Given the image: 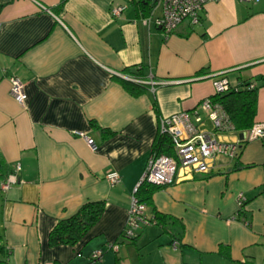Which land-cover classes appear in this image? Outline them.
<instances>
[{"label": "crops", "instance_id": "1", "mask_svg": "<svg viewBox=\"0 0 264 264\" xmlns=\"http://www.w3.org/2000/svg\"><path fill=\"white\" fill-rule=\"evenodd\" d=\"M60 1L0 0V183L20 166L15 183L0 189L8 264H264V139L243 132L219 136L239 141L235 158L216 156L208 173L179 169L145 206L155 223L132 240L121 236L159 118L195 109L211 129L199 107L214 95L209 75L253 82L254 124H264V0L208 2L198 24L184 20L168 35L155 23L157 3L143 15L129 0H65L58 9ZM134 65L154 91L134 96L116 79ZM12 75L25 84L23 106L10 95ZM99 200L104 211L84 238L49 245L58 220Z\"/></svg>", "mask_w": 264, "mask_h": 264}, {"label": "built area", "instance_id": "2", "mask_svg": "<svg viewBox=\"0 0 264 264\" xmlns=\"http://www.w3.org/2000/svg\"><path fill=\"white\" fill-rule=\"evenodd\" d=\"M218 0H157L160 6L161 15L155 20L156 25L166 34H170L184 20L190 24H198L204 13L208 2ZM244 2L255 3L258 0H242ZM40 7H43L37 2ZM125 5H119L112 9V15H118L124 9ZM214 88V94H224L229 90H236L238 84L232 82L227 72H218L209 75ZM149 85L151 91H154L156 82L150 79L143 81ZM10 95L19 105H24L27 94L25 92L24 82L17 76L9 77ZM253 82L248 84V88H254ZM199 107L203 110L211 123V129L201 128V119L197 110L191 112L180 111L159 118V134H167L171 138L173 154H152L148 160L145 171L134 186L130 194V204L127 211V219L122 228L121 236L125 240H131L136 237L137 231L141 227H146L155 223L154 218L145 215V203L138 196L139 185L145 181L156 185H170L175 180L176 172L183 169L190 173H208L211 168V161L216 156H226L235 158L240 150V143L230 142L220 139V135L235 132L234 125L228 114L222 108L221 104L213 101L210 97L204 98ZM76 135L82 136L91 150L97 149L96 142L84 133L76 132ZM246 140L264 139V124L255 123L252 127L242 133ZM20 170L19 164L14 166V171L1 181L0 189L6 190L17 180V173ZM110 184H115L120 177L117 172L109 173L107 176ZM245 198L238 194L237 203L241 211L244 206ZM110 247L114 250L117 245ZM171 247L177 248V242H173ZM102 254L101 250L94 251L91 259L96 260Z\"/></svg>", "mask_w": 264, "mask_h": 264}, {"label": "trees", "instance_id": "3", "mask_svg": "<svg viewBox=\"0 0 264 264\" xmlns=\"http://www.w3.org/2000/svg\"><path fill=\"white\" fill-rule=\"evenodd\" d=\"M65 0H61L58 9L62 7ZM136 8H139L143 15L151 12L157 0H129ZM146 17V16H145ZM202 19V18H201ZM125 77H116L123 88L131 95H138L148 90L149 85L144 83L148 74L143 65L128 66L123 69ZM238 84L236 90H229L224 94H214L210 98L221 104L232 121L235 131L244 132L249 130L254 124L256 114L255 89L248 88V81H235ZM154 106L155 102H154ZM152 153L156 155L173 154L172 141L167 134H158L152 144ZM3 162L0 159V167ZM161 185H156L143 181L138 188L140 200L149 205L152 194ZM105 202L102 200L86 202L70 217L58 220L48 235L50 246L74 245L86 236L92 226L99 220L104 211ZM157 219H161L155 213ZM155 219V218H154ZM134 239V238H133ZM132 240V239H131ZM8 251L0 242V264H8Z\"/></svg>", "mask_w": 264, "mask_h": 264}]
</instances>
